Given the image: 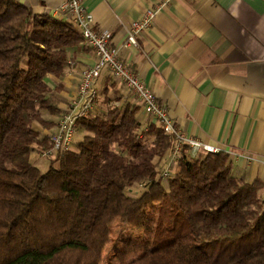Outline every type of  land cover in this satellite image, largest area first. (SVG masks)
I'll use <instances>...</instances> for the list:
<instances>
[{
    "label": "trees",
    "instance_id": "1",
    "mask_svg": "<svg viewBox=\"0 0 264 264\" xmlns=\"http://www.w3.org/2000/svg\"><path fill=\"white\" fill-rule=\"evenodd\" d=\"M82 41L72 22L0 0V264H103L117 223L138 233L115 246L118 264H264V182L234 176L226 152L186 147L164 183L175 140L139 107L108 101L57 167L32 162L51 150L43 111L59 112L47 78Z\"/></svg>",
    "mask_w": 264,
    "mask_h": 264
},
{
    "label": "crops",
    "instance_id": "2",
    "mask_svg": "<svg viewBox=\"0 0 264 264\" xmlns=\"http://www.w3.org/2000/svg\"><path fill=\"white\" fill-rule=\"evenodd\" d=\"M37 14L67 20L65 0H16ZM96 28L111 31L121 57L168 107L174 125L186 135L226 152L233 174L264 182V0H84ZM155 10L152 27L139 47L124 46L126 29ZM61 78L47 82L58 99V114L43 111L55 130L60 114L77 95L82 71L93 66L95 51L83 41L69 49ZM92 114L104 116L111 105L140 108L127 87L104 73L95 83ZM166 164L168 162L165 159Z\"/></svg>",
    "mask_w": 264,
    "mask_h": 264
},
{
    "label": "built area",
    "instance_id": "3",
    "mask_svg": "<svg viewBox=\"0 0 264 264\" xmlns=\"http://www.w3.org/2000/svg\"><path fill=\"white\" fill-rule=\"evenodd\" d=\"M61 13L67 21L73 23L81 34L83 42L95 51L97 61L93 66L83 69L76 97L60 114L55 130L49 135L51 150L45 154L46 156L55 158L59 153L74 150L78 123L92 114L97 98L95 83L104 73L123 83L141 105L146 116L152 122L159 124L165 134L175 140V147L166 156L168 162L162 173L164 183L173 177V172L186 147L192 158L200 153L220 152L218 148L186 135L174 125L168 107L146 81L123 61L120 49L112 44V32L96 28L94 16L84 0H65L61 6ZM156 14L155 10H149L141 21L133 22L131 27L126 29L127 38L124 46L139 47L138 38L152 27Z\"/></svg>",
    "mask_w": 264,
    "mask_h": 264
},
{
    "label": "rangeland",
    "instance_id": "4",
    "mask_svg": "<svg viewBox=\"0 0 264 264\" xmlns=\"http://www.w3.org/2000/svg\"><path fill=\"white\" fill-rule=\"evenodd\" d=\"M44 112L46 113V111H44ZM84 135H85V132L81 129H78L74 149H75L76 143H78L80 140H82ZM31 160H32V162H34L36 164L37 167H39L43 171H47L52 164L56 167L58 166L57 162H53V160H54L53 157H48L46 155H41L38 153H33L31 155ZM140 189H141V187L136 188L134 191L130 192V194L134 196L135 192L139 191ZM125 230L126 229L120 223L115 224V226L113 228V234L111 237L112 241L108 245V247L106 248L103 264H118L117 262H115L112 259L111 256H112L114 248H115V246H117L119 240L120 239L123 240L125 238L136 237L138 235V233L135 230H133L129 227L127 228L126 231Z\"/></svg>",
    "mask_w": 264,
    "mask_h": 264
}]
</instances>
